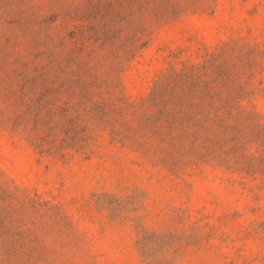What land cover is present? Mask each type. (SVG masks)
Segmentation results:
<instances>
[{
	"label": "rangeland",
	"instance_id": "obj_1",
	"mask_svg": "<svg viewBox=\"0 0 264 264\" xmlns=\"http://www.w3.org/2000/svg\"><path fill=\"white\" fill-rule=\"evenodd\" d=\"M0 264H264V0H0Z\"/></svg>",
	"mask_w": 264,
	"mask_h": 264
}]
</instances>
